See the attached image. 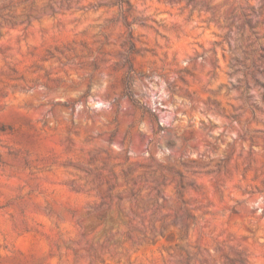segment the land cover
Instances as JSON below:
<instances>
[{
	"label": "rangeland",
	"instance_id": "374dc122",
	"mask_svg": "<svg viewBox=\"0 0 264 264\" xmlns=\"http://www.w3.org/2000/svg\"><path fill=\"white\" fill-rule=\"evenodd\" d=\"M0 264H264V0H0Z\"/></svg>",
	"mask_w": 264,
	"mask_h": 264
}]
</instances>
